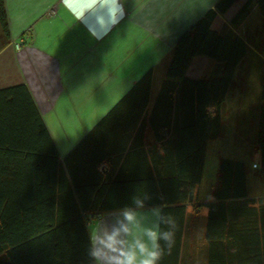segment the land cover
<instances>
[{
    "label": "crops",
    "instance_id": "1",
    "mask_svg": "<svg viewBox=\"0 0 264 264\" xmlns=\"http://www.w3.org/2000/svg\"><path fill=\"white\" fill-rule=\"evenodd\" d=\"M219 1L4 0L9 37L4 35L0 26V91L14 90V96L18 98L13 106L15 109H30L28 102H31L56 152V156L49 154L46 157L47 170L25 176L32 184L30 189L21 188V197L52 196L56 199L54 211L62 209L58 204L59 197L71 193L76 197L64 160L70 158L74 149L124 96L148 72H152L143 139L135 140L133 133L128 141L125 140L132 129L131 124H119L118 130L122 133L116 140L111 138L112 130L106 133V142L114 141L115 146H124L126 150L112 175L113 179L118 175L122 179L115 186L104 184L109 158H105L107 160L100 170L102 193L115 196L118 207L96 218L87 217L91 249L99 250L104 261L116 259L121 249L142 238L146 230L159 226L160 208H140L130 200L124 205L123 197L141 194L139 187L123 181L135 180L140 165L148 164L156 184L157 163L165 162L163 147L167 140H155L152 125L168 139L167 131L173 130L175 113L172 109H158L153 113V107L177 41ZM247 1L237 0L225 14H218L211 30L237 36L246 45V56L234 73L223 103L229 109H221V114L227 113L235 125L244 122L257 130L259 115L264 112V14L254 5L242 21L231 24ZM250 71L256 73L257 82L251 95ZM222 74V65L197 57L186 76L193 80H210L218 79ZM0 109H8V106L0 101ZM123 110V114L129 111L137 114L135 109ZM218 139L207 143L201 182L194 191L193 201L184 205L178 264H248L251 259L245 253V246L237 248L232 243L235 238L228 231L225 230L221 239L207 236L208 208L204 205L213 202L219 186V165L227 159L216 160L211 180L207 172L208 148ZM234 161L245 165L247 200L264 198V177L251 173L243 160ZM61 166L65 168L64 176L59 172ZM254 166L251 168L257 170L258 167ZM63 178L69 181L68 188H62ZM39 181L43 183L40 185ZM234 203L226 202L231 206L225 212L226 229L237 217L244 222L247 214L249 216L257 207L253 204L236 206ZM215 232L213 229L211 233ZM238 253L244 254L242 259Z\"/></svg>",
    "mask_w": 264,
    "mask_h": 264
},
{
    "label": "trees",
    "instance_id": "2",
    "mask_svg": "<svg viewBox=\"0 0 264 264\" xmlns=\"http://www.w3.org/2000/svg\"><path fill=\"white\" fill-rule=\"evenodd\" d=\"M236 1L220 0L179 38L174 47L153 107V113L158 109H172L175 113L173 130L167 131L168 139L152 125L155 140H167L163 147L165 162L157 163L156 184L148 164L140 165L135 180L123 181L139 187L141 194L123 197L124 205L130 200L140 208H160L159 231L173 234L170 246L160 241L163 252L157 264L179 263L184 205L193 201L194 191L201 182L207 143L220 136L222 105L234 73L246 56V45L239 37L211 30L217 15L225 14ZM254 5L264 14V0H248L231 24L242 21ZM0 26L4 35L9 37L4 0H0ZM197 57L222 65V76L210 80L188 78L187 71ZM151 83L150 71L74 149L70 158L64 160L76 197L72 193L59 197L60 211L53 210L56 199L52 196L21 197V188L30 189L32 184L25 176L47 170L45 159L49 154L56 156V152L31 102H28L30 109H15L13 106L18 98H15L14 90L0 91V101L8 106V109H0V264H95L87 217L96 218L118 207L115 196L102 193L100 170L107 160L105 158H109L104 184L115 186L122 179L119 175L113 179L112 175L126 150L124 146H115L114 141L106 142V133L112 130L111 138L116 140L122 133L118 130L119 124H131L132 129L125 140L128 141L133 133L135 140L143 139ZM123 109H135L137 114H131L132 111L123 114ZM258 121L257 150L264 166V112ZM49 167L50 170L52 166ZM59 172L64 176L65 168L61 166ZM219 172V186L213 202L204 205L208 208L207 236L221 239L228 231L235 238L232 243L237 248L245 246V253L251 256L248 264H264V198L247 200L244 163L224 159L220 162ZM39 183L41 185L43 181ZM68 183L66 178L61 179L62 188H68ZM232 201L236 206L253 204L257 207L249 216L247 214L244 222L237 217L226 229L225 212L231 207L226 202ZM213 229L215 234L211 233ZM243 255L239 254V259Z\"/></svg>",
    "mask_w": 264,
    "mask_h": 264
},
{
    "label": "rangeland",
    "instance_id": "3",
    "mask_svg": "<svg viewBox=\"0 0 264 264\" xmlns=\"http://www.w3.org/2000/svg\"><path fill=\"white\" fill-rule=\"evenodd\" d=\"M251 81L249 94H253L256 88V73L249 72ZM222 109H229L228 105H223ZM244 123V122H243ZM235 125L227 113L221 114V133L216 142L210 144L207 157V172L210 179H213L214 168L218 158L232 160H243L251 169L250 172L264 177V166L261 165L260 156L257 151L258 129L253 130L252 126L243 124ZM252 165L258 167L257 170L251 168ZM210 180V181H211Z\"/></svg>",
    "mask_w": 264,
    "mask_h": 264
},
{
    "label": "clouds",
    "instance_id": "4",
    "mask_svg": "<svg viewBox=\"0 0 264 264\" xmlns=\"http://www.w3.org/2000/svg\"><path fill=\"white\" fill-rule=\"evenodd\" d=\"M131 219L132 217L129 216V220ZM161 240L170 246L173 234L168 231L161 232L157 226L156 229L146 230L142 238L135 239L127 247L121 249L114 260H102L101 252L95 248L92 250L91 255L97 261V264H157L163 252L160 244Z\"/></svg>",
    "mask_w": 264,
    "mask_h": 264
},
{
    "label": "built area",
    "instance_id": "5",
    "mask_svg": "<svg viewBox=\"0 0 264 264\" xmlns=\"http://www.w3.org/2000/svg\"><path fill=\"white\" fill-rule=\"evenodd\" d=\"M17 48H19V45L16 46ZM255 167V166H254Z\"/></svg>",
    "mask_w": 264,
    "mask_h": 264
}]
</instances>
